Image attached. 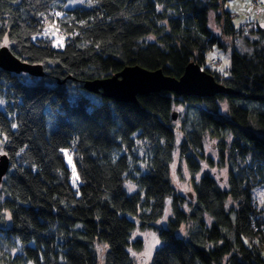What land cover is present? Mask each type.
<instances>
[{
    "label": "trees",
    "instance_id": "16d2710c",
    "mask_svg": "<svg viewBox=\"0 0 264 264\" xmlns=\"http://www.w3.org/2000/svg\"><path fill=\"white\" fill-rule=\"evenodd\" d=\"M69 1L0 0V47L44 68L32 76L0 67V142L9 160L0 182V264H100L96 243L107 247L103 264H135L137 227L158 231L151 264H264L263 210L252 196L264 187V26L235 27L226 0ZM224 36L234 46L227 72L206 61ZM243 37L245 51L235 46ZM191 62L230 92L160 91L133 103L84 88L132 65L179 78ZM206 139L228 168L226 188L209 172L198 176L202 162H212ZM176 149L192 197L173 184ZM168 200L171 214L158 226Z\"/></svg>",
    "mask_w": 264,
    "mask_h": 264
},
{
    "label": "rangeland",
    "instance_id": "374dc122",
    "mask_svg": "<svg viewBox=\"0 0 264 264\" xmlns=\"http://www.w3.org/2000/svg\"><path fill=\"white\" fill-rule=\"evenodd\" d=\"M84 1L85 0H70L68 3V7H74L83 4ZM224 9L234 14L232 20L235 27L237 28L242 23L247 21L259 22L261 25L264 26L263 24L264 16L259 12L251 9L250 0H226L224 2ZM210 22H211V26L217 30V23L214 18V13L211 14ZM45 36L47 37L55 36V40H54L55 46H63L64 44V38L52 34L50 30H47V32H45ZM223 42H224L223 46H219L217 44L207 52L206 61L209 66L222 70L223 72H227L231 64V53L234 49V46L232 44V39L229 36H224ZM235 46L237 49L241 51L248 50L247 43L244 41V37L242 38V41ZM213 59L216 60V63L213 62ZM3 106H4V101L0 98V108H2ZM180 109H181L180 106H175L174 108L175 111H179ZM175 126L177 129V144H178L181 141V134L178 132V128L180 126L179 118L175 120ZM205 154L212 158V162L209 161L202 162V168L198 176H200L203 172H209L219 180L222 187L226 188L228 168L227 166H221L219 164L220 158L214 140L206 139ZM1 155H2V151H1V142H0V156ZM66 160L71 170V176H70L71 184L75 189H78L80 184V177L77 167L74 161L72 160L71 156L67 155ZM171 175H172L173 184L178 193L184 196H188V194L193 192L192 176L185 162L180 159L178 149H176L175 151L174 161L171 165ZM127 188L129 191H132L135 189V186L133 183L127 182ZM252 196L256 201L258 207L263 210L262 216L264 217V187L263 186L254 187L252 190ZM170 214H171L170 200H168L164 216L158 221L157 225L165 226ZM138 239L141 240L142 247L140 249L130 248V253L134 258L135 264H151L154 252L161 243L157 229L156 228L141 229L137 227L132 234V240H138ZM95 246L97 249V253L99 255V259L101 261L100 264H103L102 258L107 247L104 244H99V243H96Z\"/></svg>",
    "mask_w": 264,
    "mask_h": 264
},
{
    "label": "water",
    "instance_id": "95a60500",
    "mask_svg": "<svg viewBox=\"0 0 264 264\" xmlns=\"http://www.w3.org/2000/svg\"><path fill=\"white\" fill-rule=\"evenodd\" d=\"M0 67L10 72L27 73L32 76H43L44 68L40 63H30L15 56L9 46L0 47ZM84 88L90 92L101 93L107 98L121 102L137 103L139 95L153 92L171 91L177 95L209 97L222 92H230L216 81L212 74L200 65L189 63L181 77L164 74L161 69L150 70L139 65L123 68L118 73L93 80H87ZM177 114L173 113V119ZM9 167L7 156H0V182ZM192 197V194H189Z\"/></svg>",
    "mask_w": 264,
    "mask_h": 264
},
{
    "label": "built area",
    "instance_id": "2783aa9c",
    "mask_svg": "<svg viewBox=\"0 0 264 264\" xmlns=\"http://www.w3.org/2000/svg\"><path fill=\"white\" fill-rule=\"evenodd\" d=\"M250 7L251 9L259 12L260 14H262L264 16V0H250ZM250 23H252L251 21H247L242 23V27H244L245 29H247L250 25ZM254 26L257 27L258 24H260L259 22H255L254 21ZM214 61V60H213Z\"/></svg>",
    "mask_w": 264,
    "mask_h": 264
},
{
    "label": "crops",
    "instance_id": "0c3cea01",
    "mask_svg": "<svg viewBox=\"0 0 264 264\" xmlns=\"http://www.w3.org/2000/svg\"><path fill=\"white\" fill-rule=\"evenodd\" d=\"M264 24V23H263Z\"/></svg>",
    "mask_w": 264,
    "mask_h": 264
}]
</instances>
